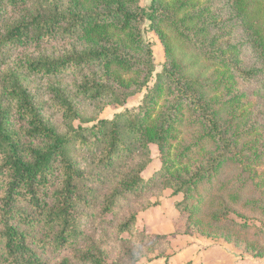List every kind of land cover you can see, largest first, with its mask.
<instances>
[{"label": "rangeland", "instance_id": "rangeland-1", "mask_svg": "<svg viewBox=\"0 0 264 264\" xmlns=\"http://www.w3.org/2000/svg\"><path fill=\"white\" fill-rule=\"evenodd\" d=\"M31 1L5 4L0 32L3 25L17 21L38 1L46 5L58 3L64 10L72 2L84 13H104L114 10L120 0ZM123 1H127L133 13L130 28L123 30L122 18L114 16L108 20L110 25L99 43L121 48L130 57L126 63H111L107 73L102 63L55 76L35 75L22 68L27 59L59 56L74 46L85 47L81 37L58 36L40 45L10 46L0 51V80L7 68L20 72L44 119L61 132L69 125L89 129L125 112L137 116L145 97L159 86L145 126L168 116L172 111L168 105L175 109L165 155L156 144L147 143L152 162L143 173L146 180L161 169L164 161L169 163L172 175L191 174L207 167L229 145L226 164L192 191L189 200L183 192L175 194L172 189L156 185L147 188L143 198L124 202L118 213L120 219L131 207L143 210L137 216L133 233L114 237L107 246L109 263L114 260L129 263L125 253L126 244H130L131 249L142 255L138 264H264V257L256 258L246 252L249 249L264 255V245L260 246L252 237L254 229L245 235L238 233L233 224H213L207 218L210 199L214 198L231 210L229 221L242 224L246 216L251 221L249 226L264 225V212L254 211L252 204H246L264 201V0ZM152 63L154 72L150 76L148 69ZM170 66L171 79L160 78ZM250 71L258 72L249 74ZM93 73L105 85L114 87L118 102L95 101L78 92L84 77ZM58 88L69 93L75 110L80 112V118L70 124L64 120L59 106V93L55 91ZM0 98L2 103L13 107L8 97L3 96L1 82ZM9 122L17 131L27 126L14 108ZM222 130L226 138L219 142L217 135ZM209 135L216 139L208 138ZM22 141L37 145L40 140ZM87 150L77 145L72 155L91 171L88 167L96 166V160ZM182 153L187 154L182 157ZM109 176L111 186L114 178L112 174ZM232 196H238V200L233 201ZM148 200L160 201V205L147 208ZM187 201L191 204L189 210L185 204L179 205ZM110 227L98 229L97 239H102L105 229L111 234ZM151 235L167 238L156 239ZM68 251L47 254L45 258L50 264H59Z\"/></svg>", "mask_w": 264, "mask_h": 264}, {"label": "trees", "instance_id": "trees-1", "mask_svg": "<svg viewBox=\"0 0 264 264\" xmlns=\"http://www.w3.org/2000/svg\"><path fill=\"white\" fill-rule=\"evenodd\" d=\"M19 1L27 0H0V19L5 4H18ZM38 2L33 3V8L26 9L17 21L3 25L0 51L10 46L40 45L58 36L63 39L81 37L85 47L77 49L74 46L59 56L44 55L38 59H27L22 68L29 73L55 76L102 63L107 73L111 63H126L129 60V55L121 48L99 43L110 25L108 20L114 16L122 18L123 30L130 28L133 13L127 1L120 0L114 10L104 13H84L72 2L65 10L58 3L46 5ZM144 12L141 9V13ZM149 54L151 56V52ZM140 63L146 64L147 61ZM170 68L166 67L165 75L159 77L170 80ZM148 72L150 76L154 72L153 63ZM4 73L0 80L3 96L8 97L13 107L2 103L0 98V264H50L45 255H59L66 250H69L68 254L59 264H138L142 255L131 249L130 244H126L128 248L125 253L129 263L117 260L109 263L107 246L114 237L133 233L137 216L143 210L131 207L127 215L120 219L118 213L122 204L130 199L143 198L144 191L156 185L172 189L175 194L183 192L185 199L189 200L199 185L227 162L228 144L226 151L210 161L207 167L198 168L191 174L172 175L168 169L169 163L164 161L161 169L146 180L143 173L152 162L147 143L153 142L165 155L166 139L175 109L168 105L172 110L168 116L159 117L151 126H145L148 110L159 86L145 97L140 107L141 113L137 116L125 112L114 120L100 121L89 129L69 125L66 131L61 132L44 119L21 73L11 68ZM97 76V73L86 75L77 88L78 92L91 100L118 102L114 87L105 85ZM148 80L149 77L147 83ZM55 91L59 93L58 103L64 120L70 124L79 119L80 112L75 110L74 100L69 93L59 88ZM122 101L125 102V99ZM11 108L26 120L25 129L17 131L10 127ZM223 137L226 138L222 130L217 135L219 142L224 140ZM208 138L216 139V136L209 135ZM23 139L41 142L26 145ZM77 145L88 149L96 160V166L88 167L91 171L82 167L72 155L73 147ZM143 151L146 152L144 155ZM110 174L114 178L111 186ZM206 192L203 194L205 198ZM231 199L237 201L238 196ZM184 204L189 210L191 204L188 201L179 203L180 206ZM246 204H252L254 211L264 212V201H247ZM159 205L160 201H156L149 203L147 208ZM209 205L207 218L213 224H233L238 233L245 235L254 229L252 237L259 241L260 246L264 245V225L251 227L250 218L246 216L242 224L229 221L231 210L217 199H210ZM106 225H111L112 233L105 229L102 239H97L98 229ZM151 236L167 238L165 235ZM246 252L256 258L264 257L262 253L250 252L249 249Z\"/></svg>", "mask_w": 264, "mask_h": 264}]
</instances>
